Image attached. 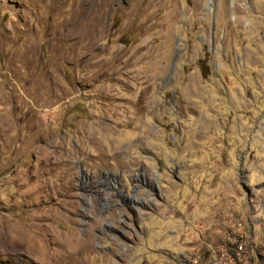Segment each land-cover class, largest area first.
I'll return each mask as SVG.
<instances>
[{
    "label": "rangeland",
    "instance_id": "374dc122",
    "mask_svg": "<svg viewBox=\"0 0 264 264\" xmlns=\"http://www.w3.org/2000/svg\"><path fill=\"white\" fill-rule=\"evenodd\" d=\"M257 140L264 0H0V264H264Z\"/></svg>",
    "mask_w": 264,
    "mask_h": 264
},
{
    "label": "crops",
    "instance_id": "0c3cea01",
    "mask_svg": "<svg viewBox=\"0 0 264 264\" xmlns=\"http://www.w3.org/2000/svg\"><path fill=\"white\" fill-rule=\"evenodd\" d=\"M246 57L248 58L249 56H248V54L246 55ZM257 129V128H256ZM259 141L261 142V143H259ZM257 142V146H259V144H262L263 146H264V141H262V140H257L256 141ZM250 144H253L252 142H250L248 139H247V141L245 142V152L246 153H244V157H246V156H250L249 155V151L250 152H252L253 151V147L251 148L250 147ZM251 160H253V163L251 164L250 163V168H249V170H247L246 172H247V174H248V177L250 178L251 177V175H250V172H251V170L252 169H255V170H257L258 171V173H257V175H255V182L256 183H264V156H262V157H257V156H251ZM244 163H245V161H242L241 162V165L244 167ZM263 168V170H258L259 168ZM250 185H252V184H250ZM249 185V186H250ZM256 188H254V190H255ZM253 190V189H252ZM253 190V192H255L256 194H259V193H257L258 192V189L256 190V191H254ZM259 192H262V191H259ZM263 197H264V191H263ZM263 200H264V198H263ZM194 201V200H193ZM244 202H246V206L248 207V202H249V199L246 197L245 198V200H244ZM195 210H197L195 207H189L188 208V212L190 213V218H192V219H194L195 218V216H196V214H195ZM263 210H264V207H263ZM207 213H209V212H207ZM178 217H180V216H178ZM188 217V218H189Z\"/></svg>",
    "mask_w": 264,
    "mask_h": 264
},
{
    "label": "built area",
    "instance_id": "2783aa9c",
    "mask_svg": "<svg viewBox=\"0 0 264 264\" xmlns=\"http://www.w3.org/2000/svg\"><path fill=\"white\" fill-rule=\"evenodd\" d=\"M236 256H239V252L236 254ZM234 257L230 254H228V251L222 250L220 253L218 252H212L210 253V258L208 259L206 264H232L233 261H231Z\"/></svg>",
    "mask_w": 264,
    "mask_h": 264
},
{
    "label": "bare ground",
    "instance_id": "6f19581e",
    "mask_svg": "<svg viewBox=\"0 0 264 264\" xmlns=\"http://www.w3.org/2000/svg\"><path fill=\"white\" fill-rule=\"evenodd\" d=\"M87 245H89V244H87L86 242H83V243H78V249L80 248V250L81 249H84V248H86L87 247ZM77 251V250H76ZM53 256V255H52ZM59 256V255H58ZM57 256V257H58ZM71 256H73L72 254L70 255V254H66V255H64V257H71Z\"/></svg>",
    "mask_w": 264,
    "mask_h": 264
},
{
    "label": "flooded vegetation",
    "instance_id": "af4514ba",
    "mask_svg": "<svg viewBox=\"0 0 264 264\" xmlns=\"http://www.w3.org/2000/svg\"><path fill=\"white\" fill-rule=\"evenodd\" d=\"M213 31V30H212ZM223 88L225 89V86H223ZM251 194V191H249L248 193H247V195L249 196ZM251 197V195L249 196V198ZM248 198V197H247Z\"/></svg>",
    "mask_w": 264,
    "mask_h": 264
},
{
    "label": "water",
    "instance_id": "95a60500",
    "mask_svg": "<svg viewBox=\"0 0 264 264\" xmlns=\"http://www.w3.org/2000/svg\"><path fill=\"white\" fill-rule=\"evenodd\" d=\"M263 187H264V185H263Z\"/></svg>",
    "mask_w": 264,
    "mask_h": 264
}]
</instances>
